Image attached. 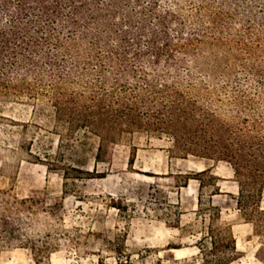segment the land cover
Here are the masks:
<instances>
[{"label": "trees", "instance_id": "trees-1", "mask_svg": "<svg viewBox=\"0 0 264 264\" xmlns=\"http://www.w3.org/2000/svg\"><path fill=\"white\" fill-rule=\"evenodd\" d=\"M0 94L48 98L65 138L98 139L99 162L145 133L174 158L225 163L264 245V0H0ZM30 202L0 190V248L34 251L18 220ZM207 211L200 264H233L235 240Z\"/></svg>", "mask_w": 264, "mask_h": 264}, {"label": "rangeland", "instance_id": "rangeland-1", "mask_svg": "<svg viewBox=\"0 0 264 264\" xmlns=\"http://www.w3.org/2000/svg\"><path fill=\"white\" fill-rule=\"evenodd\" d=\"M66 138L48 98L0 94V190L31 200V214L18 220L34 246L0 248V264H200L196 245L211 208L235 240L233 264H264V245L237 211L238 186L225 163L174 158L165 136L145 133L99 162L95 136Z\"/></svg>", "mask_w": 264, "mask_h": 264}]
</instances>
